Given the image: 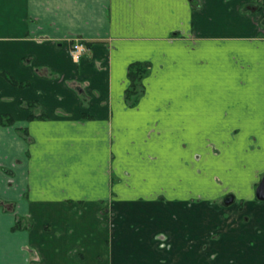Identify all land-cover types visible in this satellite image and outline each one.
I'll list each match as a JSON object with an SVG mask.
<instances>
[{
    "label": "crops",
    "instance_id": "1",
    "mask_svg": "<svg viewBox=\"0 0 264 264\" xmlns=\"http://www.w3.org/2000/svg\"><path fill=\"white\" fill-rule=\"evenodd\" d=\"M253 1L0 0V70L29 82L0 74V115L14 119L0 123V199L14 205L0 206V264H145L155 250L171 257L159 264H211L218 199L235 196L229 209L257 221L264 6ZM134 61L151 67L130 106ZM18 215L30 230L12 229Z\"/></svg>",
    "mask_w": 264,
    "mask_h": 264
},
{
    "label": "rangeland",
    "instance_id": "2",
    "mask_svg": "<svg viewBox=\"0 0 264 264\" xmlns=\"http://www.w3.org/2000/svg\"><path fill=\"white\" fill-rule=\"evenodd\" d=\"M261 24L264 26V17L261 19ZM218 202L219 205L213 204L212 206L213 228L211 236L214 250L211 264H264V227L262 222L258 220H263L264 218L262 208H259L258 213V217L259 214L261 217H257V221L254 222L252 221V216L249 214H243L244 212L240 210L238 213L232 212L229 206L234 201L229 202L226 196L218 199ZM240 209H243V205ZM222 246L229 251L228 256L223 255ZM235 250L246 251L244 253L246 256L242 259L239 253H237L231 257L232 251L235 253ZM151 252L147 254L150 258L143 260L145 264H149L152 258H154L155 264H159L161 259L166 260L163 259L164 257L171 259V257H168L167 253L169 252L167 251H165L166 254L163 258H161L160 252L156 250ZM247 258L249 259L246 260ZM244 260L245 262H243ZM124 263L132 264L134 262L133 259L127 258L124 260ZM163 263L165 264L167 261ZM197 264L207 263L202 257L197 260Z\"/></svg>",
    "mask_w": 264,
    "mask_h": 264
},
{
    "label": "trees",
    "instance_id": "3",
    "mask_svg": "<svg viewBox=\"0 0 264 264\" xmlns=\"http://www.w3.org/2000/svg\"><path fill=\"white\" fill-rule=\"evenodd\" d=\"M252 5L257 7V9H262L264 6V0H255ZM200 7V5H199ZM93 42H87V45H91ZM151 67L150 61H134L131 62L127 68V76L129 79V85L125 91V99L130 106H134L138 103L140 97L145 91L144 78L149 74ZM0 74L3 75L10 83L20 87H27L29 82H18L14 77L0 70ZM25 108L32 109L33 113L29 116L30 119L34 118H46V115L42 109L39 108L38 101H25L22 103ZM87 116V115H86ZM0 123L2 125H12L14 124L13 116L7 113H2L0 115ZM18 131L28 138V132L25 128H18ZM6 201L0 199V206L3 207L5 211H13L14 205L11 204L10 207L6 206ZM105 213V208L101 210ZM32 228V222L25 216L18 215L13 230H30Z\"/></svg>",
    "mask_w": 264,
    "mask_h": 264
},
{
    "label": "built area",
    "instance_id": "4",
    "mask_svg": "<svg viewBox=\"0 0 264 264\" xmlns=\"http://www.w3.org/2000/svg\"><path fill=\"white\" fill-rule=\"evenodd\" d=\"M87 52V47L83 43V41L79 38H75L72 41V45L70 48V53L72 57L76 60L79 61L80 58Z\"/></svg>",
    "mask_w": 264,
    "mask_h": 264
},
{
    "label": "water",
    "instance_id": "5",
    "mask_svg": "<svg viewBox=\"0 0 264 264\" xmlns=\"http://www.w3.org/2000/svg\"><path fill=\"white\" fill-rule=\"evenodd\" d=\"M256 196L259 200H264V174L256 189Z\"/></svg>",
    "mask_w": 264,
    "mask_h": 264
},
{
    "label": "flooded vegetation",
    "instance_id": "6",
    "mask_svg": "<svg viewBox=\"0 0 264 264\" xmlns=\"http://www.w3.org/2000/svg\"><path fill=\"white\" fill-rule=\"evenodd\" d=\"M264 174V173H263ZM263 177V176H262ZM262 179V178H261ZM261 181V180H260ZM260 183V182H259ZM259 183H258V185H259ZM258 185H257V187H258ZM257 187H256V189H257ZM255 195H256V190H255ZM224 197V196H223ZM226 197H227V200L229 201V202H231V201H235V196H233V195H226ZM255 199L257 200V201H264V200H259L258 198H257V196H255ZM242 205H243V200H241L240 201V208L242 207Z\"/></svg>",
    "mask_w": 264,
    "mask_h": 264
}]
</instances>
